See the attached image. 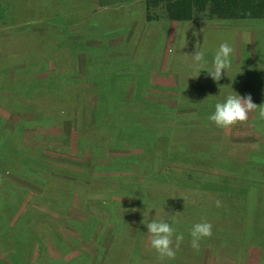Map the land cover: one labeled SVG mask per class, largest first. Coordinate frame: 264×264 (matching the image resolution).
<instances>
[{"label":"rangeland","instance_id":"374dc122","mask_svg":"<svg viewBox=\"0 0 264 264\" xmlns=\"http://www.w3.org/2000/svg\"><path fill=\"white\" fill-rule=\"evenodd\" d=\"M57 5L62 16L53 13ZM122 5L0 0V149L8 134L45 149L40 161L0 163V264H264V121L253 112L223 129L209 119L229 94L252 93L254 103L264 104V61H238L235 45L238 38L262 40L264 19L174 21L160 10L149 18L144 2ZM197 41L208 69L221 43L233 47L232 66L219 82L192 60ZM99 46L101 53L93 50ZM36 50L43 66L32 73L47 77L48 62L60 70L55 89L69 80L66 89L77 100L59 102L47 93L38 104L12 90L24 73L21 57ZM90 53L109 57L108 77L123 76L107 95L118 89L121 98L106 102L111 108L102 115L101 86L82 80ZM53 161L73 165L75 176L64 177L79 182L52 174ZM48 180L53 190L72 188L78 198L59 200ZM168 214L176 215V235L184 240L175 259L161 260L142 221ZM203 220L213 225L212 236L197 251L190 233Z\"/></svg>","mask_w":264,"mask_h":264},{"label":"trees","instance_id":"16d2710c","mask_svg":"<svg viewBox=\"0 0 264 264\" xmlns=\"http://www.w3.org/2000/svg\"><path fill=\"white\" fill-rule=\"evenodd\" d=\"M24 1V0H23ZM31 2L39 3L40 0H31ZM146 11L148 17H151L152 12L163 11L165 16L174 21H189V20H197L199 18H219L226 20H247V19H264V0H144ZM104 4V2H102ZM60 5V3H59ZM54 7L53 13L58 17L62 16L63 9ZM78 7V5H77ZM31 9V8H30ZM59 10H62L61 12ZM78 10L72 7L71 14L72 17H77V13L74 11ZM19 13V12H18ZM65 13V12H64ZM25 15V14H24ZM20 16V15H19ZM158 16V15H157ZM23 18V17H22ZM94 51L101 53V47L93 48ZM93 54H89L86 75L82 80H96L100 87V92L97 96L96 103V114L102 115L105 111L109 110L111 107L106 106V102H110L114 104V102H118L121 98L120 91L114 93L108 92L115 87H117L116 83L119 79L122 81V75H118L116 72H110L109 77L107 75L106 64L110 62L109 57H99V59H95ZM42 53L41 51H34L28 54V57H21V63H23V71L22 75H17L12 81V85H16L12 90L17 91L20 96H30L32 98H38L36 101L39 102L43 97L47 96V93L57 95V100L60 102H70L77 100L76 95L72 92H69L66 89V86L70 83L69 80H64L61 83L59 90L55 89L57 84H60V81H56V77L58 76L60 70L51 69L48 66V62L44 64L45 71L47 77H39L36 74L32 73V70L36 68V66H43L42 64ZM20 58V57H19ZM44 60V59H43ZM99 62L97 64V62ZM42 70V69H41ZM115 76V78H114ZM41 82H46L49 86L40 84ZM116 82V83H115ZM123 82V81H122ZM40 84V85H38ZM23 85L24 89L18 88L17 86ZM142 85V82L137 83L135 90ZM118 88V87H117ZM17 95V96H18ZM15 97V100L17 99ZM19 100V99H18ZM31 102V101H30ZM38 107H34L36 109ZM113 110H119V108L112 106ZM96 115V116H97ZM100 117V116H97ZM100 126H104L100 124ZM96 131V130H95ZM8 134L9 140L5 141L4 147L0 149V163H9L18 158L20 161L32 163L35 161H40L44 156V147L40 145H29L23 144L19 136ZM94 141H98L99 138L94 134ZM96 141V142H97ZM113 155L115 153H112ZM119 156V155H117ZM116 156V157H117ZM55 173H59L61 175L58 176L63 182L68 183H78L75 179H70V177H64V174H70L71 176H75L74 173L77 172L76 168L73 165L68 164L65 165L62 161H53ZM91 165L93 163L91 162ZM63 166H68L67 168H63ZM49 174V173H48ZM52 174H49L50 176ZM168 180L171 178L168 176ZM50 181L48 180L46 183L47 190L50 192H54L53 196L57 197L59 200H62L65 203H74V200L78 198L76 193H73L72 188L61 187L60 189H54L49 185ZM87 188L91 187L92 183H83ZM49 185V186H48Z\"/></svg>","mask_w":264,"mask_h":264},{"label":"clouds","instance_id":"9594fccd","mask_svg":"<svg viewBox=\"0 0 264 264\" xmlns=\"http://www.w3.org/2000/svg\"><path fill=\"white\" fill-rule=\"evenodd\" d=\"M199 32H193L194 36H199ZM200 43H196V51L191 55L192 60L198 67L199 71L206 70L211 78L219 82L227 70L232 66L233 47L227 42L220 44L216 50L211 69L206 68L207 61L205 53L199 51ZM228 75V74H227ZM198 77V76H197ZM194 78V77H192ZM236 93V92H235ZM256 112L257 119L264 121V104L257 105L253 102L251 94L241 96L238 93L229 94L224 102L215 104V111L209 117L217 127L228 129L237 123H245L249 120V114ZM216 206L220 207L221 202L216 201ZM135 211V209L133 210ZM145 216V213H144ZM148 229L150 245L158 253L161 260L175 259L177 251L184 240L183 234L176 235L177 229L174 227L178 223L176 215H169L167 219L154 218L151 222L142 221ZM213 225L207 220H203L193 225L191 230V246L197 251L200 248V241L205 237L212 236Z\"/></svg>","mask_w":264,"mask_h":264},{"label":"crops","instance_id":"0c3cea01","mask_svg":"<svg viewBox=\"0 0 264 264\" xmlns=\"http://www.w3.org/2000/svg\"><path fill=\"white\" fill-rule=\"evenodd\" d=\"M109 1L110 0H101V4H102V2H104V4H102V5H105V4L107 5L109 3ZM121 1H122V4H123L122 7L123 8H127V9L128 8H132V6H135L138 3H140V2H144V0H121ZM99 14H97V15H99ZM260 42H262L261 45H262L263 48H260V46H261ZM255 44H257V46H258V47L256 46L257 47L256 49L254 48ZM235 45H237V49H238L237 54H239V55L242 54L241 59H239L238 61H242V62L244 61V63H252V64H256L258 62L264 61V52L261 53V51L264 50V38L262 40L259 39V38H258V40H256L255 37H251V41L242 40V39L238 38L235 41ZM241 46H242V48H241ZM250 46H251L252 51H249V49H248ZM247 51L249 53H247ZM261 68H264V63L262 64ZM251 74H253L252 70H251ZM178 85H179V83H178ZM181 85H184L183 82H182ZM181 85H179L180 86L179 91L182 92V93L187 92V91H184V90L182 91ZM189 87L190 86L188 85L187 89ZM241 94L245 95L246 93L242 91ZM249 94L252 95V93H249ZM252 98H253V102H256V98L255 97H252Z\"/></svg>","mask_w":264,"mask_h":264}]
</instances>
